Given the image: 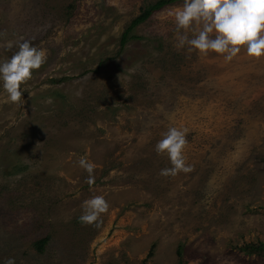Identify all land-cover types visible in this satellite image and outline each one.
<instances>
[{"label":"rangeland","instance_id":"rangeland-1","mask_svg":"<svg viewBox=\"0 0 264 264\" xmlns=\"http://www.w3.org/2000/svg\"><path fill=\"white\" fill-rule=\"evenodd\" d=\"M153 1L0 0V43L46 51L20 105L0 81V264H179L177 248L183 264H264L237 248L264 241V59L177 49L183 1L120 47ZM17 50L0 47V62ZM171 127L187 129L193 170L165 177L155 145ZM95 195L109 211L82 225Z\"/></svg>","mask_w":264,"mask_h":264},{"label":"clouds","instance_id":"clouds-1","mask_svg":"<svg viewBox=\"0 0 264 264\" xmlns=\"http://www.w3.org/2000/svg\"><path fill=\"white\" fill-rule=\"evenodd\" d=\"M174 17L177 49L187 47L189 52L207 56L216 53L225 62H231L242 51L256 61L264 59V0H183L181 7L170 13ZM191 33V37L189 35ZM6 36V33H0ZM0 47L12 56L0 62V81L7 100L20 105L23 97L21 85L32 79L33 72L46 62V51L32 46L28 39H5ZM187 129L169 128L155 145L157 155L167 156L171 167L161 169V176H175L191 172L184 150ZM79 166L87 173L86 183H95V165L81 158ZM109 203L102 195H95L82 204L79 221L85 226L99 227L101 217L109 211ZM5 264H15L8 258Z\"/></svg>","mask_w":264,"mask_h":264},{"label":"trees","instance_id":"trees-1","mask_svg":"<svg viewBox=\"0 0 264 264\" xmlns=\"http://www.w3.org/2000/svg\"><path fill=\"white\" fill-rule=\"evenodd\" d=\"M178 1H183V0H154L153 2H150L144 5L143 7H140L138 14L135 15L122 30L118 38L119 46L120 47L123 46L126 43V41L129 39L137 38V36L133 33L134 27L139 23L145 21L153 12L158 11L165 6L174 4ZM47 239H48L47 236L41 237L33 241L32 245L38 252H41L43 246L47 242ZM152 247L153 244L151 245L150 249L147 251L145 258H148L152 255V251H151ZM237 248L245 255L264 257V241L262 240L244 242ZM176 255L178 258V263L183 264L181 262L179 248L176 249Z\"/></svg>","mask_w":264,"mask_h":264}]
</instances>
